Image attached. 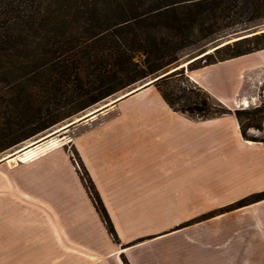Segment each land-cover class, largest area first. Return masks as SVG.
Returning a JSON list of instances; mask_svg holds the SVG:
<instances>
[{
	"label": "trees",
	"instance_id": "1",
	"mask_svg": "<svg viewBox=\"0 0 264 264\" xmlns=\"http://www.w3.org/2000/svg\"><path fill=\"white\" fill-rule=\"evenodd\" d=\"M264 21V0H0V154L104 99L181 64L155 84L170 107L196 119L235 114L264 128V98L230 108L192 81L196 70L264 49V31L209 51L208 44ZM264 85L261 96H264ZM80 177L116 241V229L86 167ZM264 199L250 194L206 219ZM127 264H129L126 261Z\"/></svg>",
	"mask_w": 264,
	"mask_h": 264
},
{
	"label": "crops",
	"instance_id": "2",
	"mask_svg": "<svg viewBox=\"0 0 264 264\" xmlns=\"http://www.w3.org/2000/svg\"><path fill=\"white\" fill-rule=\"evenodd\" d=\"M190 75L217 99L233 100L232 109L246 107L245 100L258 105L264 98V49ZM140 101L138 117L158 112L202 120L208 128L192 138V131L177 132L185 144L175 147L176 170L148 183L152 189L146 193L123 189L115 200L102 195L120 242L56 241L46 245V257L0 256V264H264V199L199 219L264 190V142L246 139L235 114L196 119L173 110L161 96ZM94 181L99 187L97 178Z\"/></svg>",
	"mask_w": 264,
	"mask_h": 264
},
{
	"label": "rangeland",
	"instance_id": "3",
	"mask_svg": "<svg viewBox=\"0 0 264 264\" xmlns=\"http://www.w3.org/2000/svg\"><path fill=\"white\" fill-rule=\"evenodd\" d=\"M261 31H264V21L232 30L207 46L209 51H213L223 44ZM196 54L184 52L180 63L188 65L197 58ZM192 71L187 70L186 74L196 82L190 75ZM146 81L124 89L0 154L1 159L32 143H36L34 146L46 145L37 152L38 156H42L33 161L20 160L14 167L7 161L0 163V256L39 259L46 257V245L56 241H116L81 180L84 166L93 181L97 178L100 183L98 187L94 181L101 197L111 196L112 200L117 199L123 189L128 193L129 190L146 193L152 189L148 183L172 175L177 161L175 147L185 144L184 137L178 136L177 132L192 131V138V134L206 130L208 124L202 120L158 112L150 118L138 117L139 108H142L141 97L146 101L163 97L155 84L151 90L138 92L126 101L121 100L118 105L109 107L92 119L58 131L75 117ZM220 100L229 107L233 103L230 99H225L227 103ZM248 134L263 137L264 128H248ZM44 137L47 138L42 141ZM52 139H55L56 145L49 144ZM124 181H131L132 185ZM81 212L86 214L83 213L80 221ZM76 227L78 231L74 229ZM117 237L116 242H120L118 233ZM8 246H14V249ZM11 251H14L13 254Z\"/></svg>",
	"mask_w": 264,
	"mask_h": 264
},
{
	"label": "water",
	"instance_id": "4",
	"mask_svg": "<svg viewBox=\"0 0 264 264\" xmlns=\"http://www.w3.org/2000/svg\"><path fill=\"white\" fill-rule=\"evenodd\" d=\"M183 64H184V63L170 66L168 69L162 71V72H161L159 75H157L156 77L151 78L150 80H148V81H146V82L140 84L139 86H136V87L130 89L129 91H127V92H125V93H123V94L117 96V97L114 98L113 100L108 101V102H106V103H104V104H102V105H100V106H98V107H96V108L90 110L89 112H86V113L82 114L81 116L75 117V118L72 119L71 121L67 122V123L63 126L62 129L68 128V127L74 125V124L77 123V122H81V121H85V120L92 119V118H91V117L93 116L92 114H94V113H95V114H99L100 112H103V111L107 110L109 107L115 105L118 101H120V100L126 98V97L129 96V95L134 94L135 92H137V91H139L140 89H142V88L148 86L149 84H152V83H153L154 81H156L157 79H159V78H161V77H163V76H165V75H167V74H169V73H171V72L177 70V69L180 68ZM186 65H187V64H186ZM183 66H185V65H183ZM110 97H111V96H110ZM110 97H108V98H110ZM108 98H106V99H104V100H107ZM101 102H102V101H101ZM101 102H98L97 104H99V103H101ZM97 104H96V105H97ZM55 133H56V132H55ZM53 134H54V133H53ZM45 138H47V137H44V139H42V141H43V140H46ZM7 156H8V155H7ZM7 156H4L3 158H1V159H0V162H2V161H6V157H7Z\"/></svg>",
	"mask_w": 264,
	"mask_h": 264
},
{
	"label": "bare ground",
	"instance_id": "5",
	"mask_svg": "<svg viewBox=\"0 0 264 264\" xmlns=\"http://www.w3.org/2000/svg\"><path fill=\"white\" fill-rule=\"evenodd\" d=\"M250 101V100H249ZM249 101L248 100H245L244 101V105L245 106H249L250 105V103H249ZM93 116L91 117V118H94L97 114H92ZM62 128H60V129H58V131L59 130H61ZM44 139V138H43ZM55 139H52L50 142H49V144H54V145H56L55 144V141H54ZM41 141V140H40ZM39 141H37V143H38ZM34 145H36V143H32V144H30V145H28V146H26V147H24V148H22V149H19V150H17L16 152H14V153H12V154H10V155H8L7 157H6V159L8 160V163L11 165V166H16L17 164H18V161H20V160H32V159H34V158H36L37 156H38V150L39 149H42V148H44V146H46L45 144H42V145H38V146H34Z\"/></svg>",
	"mask_w": 264,
	"mask_h": 264
}]
</instances>
